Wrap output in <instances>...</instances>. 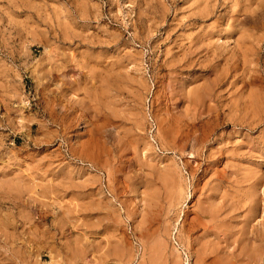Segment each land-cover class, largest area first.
I'll list each match as a JSON object with an SVG mask.
<instances>
[{
	"label": "rangeland",
	"instance_id": "rangeland-1",
	"mask_svg": "<svg viewBox=\"0 0 264 264\" xmlns=\"http://www.w3.org/2000/svg\"><path fill=\"white\" fill-rule=\"evenodd\" d=\"M0 264H264V0H0Z\"/></svg>",
	"mask_w": 264,
	"mask_h": 264
},
{
	"label": "bare ground",
	"instance_id": "bare-ground-1",
	"mask_svg": "<svg viewBox=\"0 0 264 264\" xmlns=\"http://www.w3.org/2000/svg\"><path fill=\"white\" fill-rule=\"evenodd\" d=\"M195 85H196V84H195ZM216 95H217V94H216ZM1 233H2V232H1ZM8 233H9V232H8ZM12 233H13V232H12ZM4 235H5V234H4ZM6 235H8V234H6ZM5 238H7V237H5ZM10 238H11V237H10ZM10 238H9V239H10ZM7 240H8V239H7ZM27 255H28V254H27ZM246 258H247V257H246ZM21 260H22V259H21ZM242 262H243V261H242ZM245 263H246V262H245Z\"/></svg>",
	"mask_w": 264,
	"mask_h": 264
}]
</instances>
